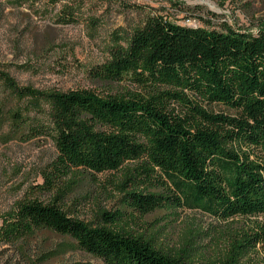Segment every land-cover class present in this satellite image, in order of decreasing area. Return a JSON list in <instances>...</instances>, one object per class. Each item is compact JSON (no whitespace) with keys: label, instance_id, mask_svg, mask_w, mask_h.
<instances>
[{"label":"trees","instance_id":"obj_1","mask_svg":"<svg viewBox=\"0 0 264 264\" xmlns=\"http://www.w3.org/2000/svg\"><path fill=\"white\" fill-rule=\"evenodd\" d=\"M89 74L109 85L133 81L139 90L104 96L84 89L43 94L19 87L0 70V81L13 97H30L37 110L38 101L47 100L43 122L20 110L7 115L13 129L47 135L56 149L52 170L42 171L43 183L32 189L41 192L67 178L124 171L143 175L148 185H162L157 178L164 177L165 190L178 195L133 188L121 209L101 210L97 223L68 216L55 200L24 198L3 221L5 240L48 229L102 264L255 261L264 246V28L253 34L223 24L215 30L148 15L126 45L112 47L109 58ZM213 104L234 114L207 108ZM170 205L198 208L224 222L218 237L223 249L207 258L185 236L167 252L153 240L156 229L146 235L124 227L136 213ZM239 219L246 222L234 227L242 223Z\"/></svg>","mask_w":264,"mask_h":264},{"label":"rangeland","instance_id":"obj_2","mask_svg":"<svg viewBox=\"0 0 264 264\" xmlns=\"http://www.w3.org/2000/svg\"><path fill=\"white\" fill-rule=\"evenodd\" d=\"M148 15L215 30L227 24L255 34L264 28V0H0V70L19 87L43 94L76 89L103 96L137 91V84L129 80L111 85L95 81L89 70L108 59L112 47L125 46ZM29 99L13 97L0 81V264H102L68 237L48 229L6 241L3 221L24 198L44 203L55 200L68 216L97 223L101 210L121 209L126 192L133 188L178 194L165 190L169 185L164 177L157 178L164 184L152 181L148 185L143 175L134 172L129 176L124 171L67 178L62 185L41 192L32 189L43 183L42 171L52 170L57 153L49 136H30L25 127L15 130L7 119L10 111L20 110L22 115L45 121L47 100L40 99L37 110ZM207 108L234 114L222 105ZM179 109L174 106L176 113ZM239 220L242 223L234 227L246 222ZM225 226L198 208L170 205L145 215L136 213L134 222L124 227L133 234L146 235L151 228L156 229L153 240L167 252L178 248L185 236H191L198 251H205V256L211 258L223 249L218 237ZM254 259L251 264L264 263V246Z\"/></svg>","mask_w":264,"mask_h":264}]
</instances>
